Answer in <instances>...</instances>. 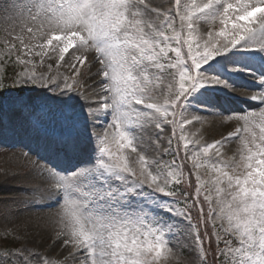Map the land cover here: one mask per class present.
<instances>
[{"label": "rangeland", "instance_id": "rangeland-1", "mask_svg": "<svg viewBox=\"0 0 264 264\" xmlns=\"http://www.w3.org/2000/svg\"><path fill=\"white\" fill-rule=\"evenodd\" d=\"M203 1L179 0L178 7L177 0H144V4L148 6L147 10L141 5V16L137 18L152 23L171 38L168 43L161 45L165 48V52L160 55L157 63L163 65V68L158 69L154 65L149 68L152 80L148 87L154 89L152 94L155 99L148 102L158 101L160 104L166 102L170 104L171 101L167 100L168 95H172L174 98L175 95L179 94V70L171 65H178L180 62H186L189 65L191 63L187 56L188 45L184 43L188 40V21L182 23L177 13L185 16L188 13L193 14L192 18L195 21L194 28L196 29L192 33L193 47H196V42L203 45L209 39L216 47H220L226 42L225 37L215 36L216 33L225 28V25L221 23L223 9L216 14L215 19H205L202 16H197L196 9L198 7L202 8ZM67 2L68 0H0V80L7 86L3 88L2 98L5 100L15 98L28 102L35 109L32 119L37 122L35 126L26 124L21 120L0 125V264H77L78 258L79 261H83L85 260L83 256H87L85 251H81L71 243L73 224L70 218L59 205L48 200V196L44 197V194L49 189L47 186L54 183L57 178L52 174V167L57 169L58 176H64L68 174L66 172L76 170L79 166H97L98 157L101 156L96 151L98 142H94L91 148H86L83 144H85V141L90 143L86 138L92 135L93 127H95V132L101 136L104 135L105 129L109 133L115 132L114 128L109 127L112 123L113 113L111 109L107 114L102 112L101 119L93 122L89 119L87 109L89 105L100 109L102 96H109L108 102L110 104L114 100H118V97L114 93L108 92L100 96L95 91L92 83L98 81L99 75H96L97 72L94 69L97 71L100 63L97 59L95 64L92 63L94 58L92 54L96 52H93L92 46L80 48L74 40V48L69 49L73 51L70 54V51H68L66 56L61 59L59 49L54 51L51 50L50 45H47L49 44L47 42L51 40V44L62 43L63 46V41H57L54 36H66L67 33L55 28L52 21L55 19L59 6ZM228 2L236 4L237 0H228ZM153 9L156 11H153ZM228 27L230 28V25ZM209 32L213 33L212 38L209 37ZM177 33H180L179 42L176 40ZM228 39H231V32H229ZM42 43H44V46H42ZM250 46L258 47L255 43ZM175 48H180L179 57L173 51ZM237 50H247L245 43L237 47ZM157 51L159 50L157 49ZM75 52L77 53L74 54L73 58L78 55L82 56L85 58V64L82 66L74 60L73 64L75 63L76 68L80 69L79 72L74 68L68 71L63 70L64 61ZM37 53H40V55H37ZM48 59L55 63L54 66H57L58 71H55V74L54 69L49 68L51 66L41 67L43 62ZM217 60L216 57L206 65L204 64L201 71L211 69L217 63L215 62ZM28 61H31V63H28ZM144 63L149 64L146 60ZM10 64L14 67L16 76L11 77V80L14 79V81L8 84V81L4 80V71L5 67ZM228 64L250 67L248 63L237 62V60L226 63L224 66L227 67ZM216 65L221 68L218 64ZM89 68H91V75ZM33 73L38 78L41 76L46 77L48 82H53V76L55 75V81H58L61 87H63L64 80L67 77L69 83H72L77 91H67L63 94L54 93L49 88L42 86L39 80L37 85L30 83L16 84L17 79L26 78ZM191 74L195 75L196 73ZM221 80L227 82L226 78ZM258 82L259 80L256 79L254 83ZM83 90L88 93L95 92L97 95H91V99L87 102L80 96V92ZM195 90L191 91L184 98V101L179 102L183 107L173 106L168 109L169 116L167 119L162 117L160 113H156L154 109L151 110L156 119L150 126L153 127V132L158 135L146 136L140 141L143 145L136 152L132 151V146L119 149L116 138L112 135H109L107 144L113 153H122L126 157L128 164L134 168L137 175L141 170L139 156L144 155L147 161L145 167L153 171L154 174L157 171L160 172V178L163 179L170 173L181 174L174 143L177 139L183 159L190 164L194 173L200 195L204 198L207 196L211 200L213 216L207 220L211 226L215 227V238L221 241L222 245L219 246L218 252L220 249H223L224 252L223 256L218 257L217 255L218 262L216 264H221V261H224L225 264H232L233 257L238 258L239 256L235 249L240 246V236L230 229L226 215L217 219L216 214L220 212V207L217 205L215 179L220 175L221 162L227 165L222 170L232 176L242 178L246 171H250L246 168L247 160L241 159L242 156L246 158L248 155L245 142L248 143L249 147H253L254 151H257V149L251 143V132L243 131L245 123L240 117L255 111L256 118L250 120L248 126L255 132L256 142L260 143V126H264V122L259 117V109L264 107V104L253 112H246L245 107H242V103L238 102L239 108L237 110L232 108L233 110L228 113L224 111V107H233V101L236 98L233 99L227 95L225 86L220 88H207L204 86V88ZM229 97L232 99H229ZM199 102L200 105L204 104V106H200ZM234 104H237V102H234ZM199 106L202 108L201 110H199ZM205 108L207 110H204ZM122 111L128 112L127 123L122 130H127L131 136L133 130L129 129V125L131 126L132 121L138 118L140 114H144L145 110L139 108L131 110L124 106ZM235 114L240 116H234ZM222 117H227L226 120L229 122L224 131L208 130L209 120ZM172 119L177 121L176 125L170 123ZM185 120L188 121L187 124H185ZM157 123L163 124V131L156 128ZM81 127L84 128L85 137L82 138V143L78 144L79 148L74 154L67 156L62 149L55 147L52 142L54 136L62 132L79 134L80 130L83 132ZM228 133H237V135L219 145L221 155L217 157L215 155L217 146L214 142L222 140ZM25 138L41 144H44L46 140H51L52 145L50 147L55 157L58 159L60 155L63 156L62 160L65 158L64 160L68 165L55 166L40 156L34 155L32 151L24 146V142H27ZM208 144H213V148L205 154L203 148ZM103 159L106 163L111 162L107 156H104ZM197 161L200 166L198 168L193 167L194 162ZM175 179L176 175L170 176L169 189L166 190L172 188ZM88 182L81 181V188L83 189V185ZM220 187L225 189L221 193L220 199L225 202L224 207L227 208L228 203L231 202V197L228 195L231 190L228 189L226 182L222 183ZM183 206L184 202L182 200L176 205L177 208ZM208 208L210 210L209 204ZM155 219L167 221V226L163 229L162 247L159 253L153 247L151 253L143 259H146L148 264H189L191 260H196L197 264H200V259H204V253L198 247L193 246L194 235L190 234L183 218L176 216L173 218L155 217ZM152 227L155 228L156 226L153 225ZM144 231V229H141L139 237L141 240H144ZM156 235H160V233L154 231V234L145 240L143 247H146L149 243L155 245ZM228 236L232 239H229ZM64 237L70 243L65 246L62 242L61 246L54 249L52 246L58 244ZM2 238H7L9 241L3 242ZM223 241L228 243L225 244ZM14 243L18 248L9 247ZM61 248H68L66 255H59V249ZM70 255L72 256L70 257ZM87 264H91L90 259Z\"/></svg>", "mask_w": 264, "mask_h": 264}, {"label": "snow or ice", "instance_id": "snow-or-ice-1", "mask_svg": "<svg viewBox=\"0 0 264 264\" xmlns=\"http://www.w3.org/2000/svg\"><path fill=\"white\" fill-rule=\"evenodd\" d=\"M141 5L147 10L148 6L144 4V0H68L67 3L59 6L55 19L52 21L55 28L67 33L66 36H54L57 41H63V46L59 47L60 58L63 59L69 49L73 48L74 40L78 41L80 48L95 47L96 57L92 59V63L95 64L98 58L101 65L96 75L102 73L104 79L111 82L104 83L105 92L114 93L118 97V100L110 104L108 102L110 97L102 96L100 109L90 105L87 109L89 119L93 122L101 119L102 112L107 114L111 109L113 113L109 127L114 128L115 132L109 133L105 129L104 135L101 136L95 132V127L92 130L93 139L98 142L96 151L101 154L98 157L97 166H79L76 170L66 172L68 174L64 176H58L57 169L52 167V174L57 178L50 186L47 198L59 205L70 218L73 224L71 243L87 253L85 264L89 259L91 264H148L143 257L149 255L153 247L159 253L162 247L163 229L167 226L166 220H157L155 217H182L190 234L194 235L193 246L198 247L201 252L204 251L205 239L209 244L211 243L212 235L207 232L208 221L204 217V205L199 201V188L191 203L187 193H183L184 206L177 208L176 205L181 200V191L178 190V186L182 174L170 173L161 179L160 172L157 171L154 174L145 167L147 161L144 155H140L141 170L137 175L122 153L116 154L109 149L108 137L112 135L116 138L119 149L132 146L134 138L127 130H122L128 117V112L122 111V107L126 106L131 110L154 109L156 113H160L167 119L168 109L173 106L183 107L179 102L184 101L191 91L213 84L231 87L226 81L206 76L201 71L204 64L229 52L242 42H245L247 48L264 50V0H254V2L253 0H237L236 4L229 3L228 0H208L202 8L196 9V15L205 19H215L216 14L223 9L221 23L225 25V28L215 34V36L225 37L226 42L220 47L213 45L211 39L203 45L196 42V47H193L192 33L196 30L193 14L188 13L185 16L177 13L182 23L188 21V40L184 43L188 45L187 56L191 63L189 65L186 62H180L178 65H171L179 70V94L174 98L168 95L167 100L171 101L170 104L167 102L160 104L158 101L148 102L155 99L152 94L154 89L148 87L152 80L149 68L153 65L158 69L163 68V65L157 63L160 55L165 52V48L161 45L168 43L171 38L152 23L137 18L141 16ZM177 6L179 7V0H177ZM153 11L156 10L153 9ZM229 32H231V39H228ZM257 34L260 36L259 40L254 39ZM208 35L210 38L213 37L212 32ZM176 40L179 42L180 33H177ZM47 43L50 44L51 40ZM253 43L258 47H251ZM173 51L177 57L180 56V48H175ZM145 60L149 64H145ZM75 61L82 66L85 64V58L79 55L75 57ZM73 68L77 72L80 71L75 63ZM232 70L238 69L234 67ZM89 73L92 74L91 68ZM38 80L42 86L54 93L77 91L67 77L61 87L55 78L53 82H48L46 77L38 78L35 73L26 78L17 79L16 84L37 85ZM258 80L264 83V76L258 77ZM6 87L0 80V89ZM95 94V92L89 94L86 90L80 92L81 98L87 102L91 99V95ZM250 98L264 104V93ZM34 111L35 109L26 101L0 98V125L5 121L21 120L35 126L37 122L32 119ZM256 115L253 112L240 117L245 123L243 131L251 132V143L257 149L254 151L253 147H249L245 142L248 155L246 158L242 156L241 159L247 160L246 168L250 171H246L242 178L232 176L222 170L227 165L221 162L220 175L215 179L217 205L220 207V212L216 214L217 219L226 215L230 229L240 236V246L235 249L239 256L233 257L232 264H264V126H260V143L256 142V134L248 126L250 120L255 119ZM259 117L264 122V107L259 109ZM170 123L176 125L177 121L172 119ZM187 123L188 121L185 120V124ZM156 128L163 131V124L157 123ZM236 135L237 133H228L222 140L214 142L217 146L215 152L217 157L221 155L219 145L233 139ZM54 142L65 149L75 147L74 139L68 134L56 136ZM211 148L213 144H208L203 148V152L207 154ZM132 151H136L135 146L132 147ZM104 156H107L111 162L106 163ZM199 166L198 161L194 162L193 167ZM172 175H176L175 182L170 190H166L169 189ZM81 181H89L83 185V189ZM224 182L231 190L228 193L231 202L228 203L227 208L224 207L225 202L220 199L221 193L225 191L220 185ZM204 200L209 204L210 210L207 215L208 219H211L213 216L211 200L207 196ZM197 208H199V217L194 222L192 213ZM153 225L156 227L153 228ZM202 226L203 235L201 234ZM141 229L145 230L144 240L139 239ZM154 231L160 233L155 236L156 244L149 243L143 247L145 240L152 236ZM213 234H215V227ZM63 243L67 246L70 241L64 239ZM220 243L221 241L217 240L218 248ZM223 255V249H220L218 257ZM189 264H197V262L191 260ZM200 264H208V261L201 258ZM221 264L225 262L221 261Z\"/></svg>", "mask_w": 264, "mask_h": 264}, {"label": "bare ground", "instance_id": "bare-ground-1", "mask_svg": "<svg viewBox=\"0 0 264 264\" xmlns=\"http://www.w3.org/2000/svg\"><path fill=\"white\" fill-rule=\"evenodd\" d=\"M255 39H257V40L260 39L259 34H257ZM61 44L62 43H57V44H51L50 43L47 45H50L51 50L57 51ZM42 46H44V43H42ZM72 51H70L69 54ZM77 52L73 53V55H70L68 58H66V60L63 63V67H62L63 70L68 71V70L73 68V62L75 60V58H73V57L76 55ZM93 52H95V51H93ZM258 54L259 55L261 54L262 57H264V50H262L260 48ZM251 55L252 54H249V56H251ZM92 56L96 57V52L93 53ZM245 56L246 55L241 54V52H239L238 50L232 49L223 55L217 56V59H218L217 63L221 66V70L219 68H217V66H215V67H212L211 69H205L206 72H204L205 70L203 71V73L206 76L216 77L219 80L225 79V78L227 79V84L231 86V87H226L227 93L231 94L233 97L236 98V100L233 101V105H234L233 107H229V106L224 107V111H226L228 113L233 110L232 108H234V110H237L239 108L238 102L242 103V107H245L246 112H253L254 110H256L261 105L259 100H253L250 97L254 96V93L257 91H260V90L262 91V93H264V87H258V86H255V84H254V81L256 79H258V77L264 76V63L257 64L256 62H253V60L250 57L248 59H246ZM97 60H99V59L97 58ZM235 60H237V62H243V63L246 62L249 65L252 64V65H250L252 67L251 71H245V72L231 71L232 68L223 66L224 64L229 63V62H233ZM54 64L55 63L51 62L48 59L46 62H43L41 67L51 66L49 68L54 69V74H55V71H58V70L56 69L57 66H54ZM230 65L231 64H228L227 66H230ZM100 67H101V65L99 66V68ZM245 69H247V67H245ZM226 70L229 72V74H228V72H226ZM94 71L97 72L95 69H94ZM212 71H213V73H212ZM232 74L233 75H239V76L245 75L246 77H244L245 79L238 80ZM99 77H98L99 81L96 83V85H94V87H95V91L97 92V94H100V96H101L105 93V90L103 87L104 83H111V82L108 80H105L102 73L99 75ZM253 77H257V78L254 79ZM53 78H56V76L54 75ZM101 81H103V82H101ZM221 86L222 85H219V84H213V85H207L205 87H207V88H220ZM200 88H204V87H200ZM195 92H196V90H195ZM199 101L201 102V100H199ZM200 102H199V105H200ZM234 102L235 103L237 102V104H234ZM200 106H204V104H201ZM200 106H199V110L202 109ZM142 110H145V113L140 114L138 118H136L134 121H132L133 124H131V126L129 125V129L133 130V135H131V137L134 138V144L132 145V147L135 146L136 151H137V149H139V147H141V145H143V143L140 142L141 140H143L146 136H152L153 134H155V135L157 134L156 132H153V127L150 126V124L152 122H155V119H156L154 117V113L148 109H142ZM204 110H207V109L205 108ZM234 116H240V115L235 114ZM226 119H227V117H222L220 119H214L213 118V119L209 120L208 130L224 131L225 128L228 127V124H229L228 120H226ZM151 129H152V132H151ZM25 139L27 140V142H24V146H26L30 151H32L34 155L40 156L41 158L47 160L48 162L53 163V165H55V166L60 167V166L68 165V163L65 162V160H64L65 158H63V160H62L63 156L60 155L58 159L55 157L54 152L50 147V145H52L53 141L51 142V140H49V141L46 140V142L44 144H41V143H36V141L29 140L27 138H25ZM47 196H48V191H46L44 194V197H47ZM64 239H65V237L62 239V241H60L58 244H56L55 246H52V247H54V249H56L57 247L61 246ZM67 252H68V248L67 249L66 248L59 249V255H62V254L66 255ZM71 256L72 255H70V257ZM83 257L85 258L86 256H83ZM77 264H85V260L79 261V258H78Z\"/></svg>", "mask_w": 264, "mask_h": 264}, {"label": "trees", "instance_id": "trees-1", "mask_svg": "<svg viewBox=\"0 0 264 264\" xmlns=\"http://www.w3.org/2000/svg\"><path fill=\"white\" fill-rule=\"evenodd\" d=\"M12 68L11 67H7L6 69V72L9 76L13 75L14 72H12ZM2 90H0V95L2 94ZM181 168H182V177H183V182L181 185H179V191L181 190V197H183V193H187V195L189 194L188 198L190 199V201L193 198V192L195 191V187H196V184H195V179L193 177V174L191 173V170L190 168L185 165L183 162H181ZM199 201L201 204L204 205V211H206V204L204 202L203 199H201V197H199ZM205 214V213H204ZM192 215H194L195 217H199V209L197 208L196 211H194L192 213ZM206 216V214H205ZM207 232L211 235V231H210V228L209 226H207ZM203 234V231L201 232ZM207 241V244L205 245L206 249L207 247L208 248H212V250H214L215 246H214V242H213V239H211V243L209 244L208 240L205 239ZM4 241H9L7 239H5ZM207 261H208V264H214V259H213V255H208L207 256Z\"/></svg>", "mask_w": 264, "mask_h": 264}]
</instances>
